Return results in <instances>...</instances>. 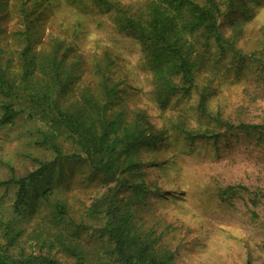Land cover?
<instances>
[{
    "label": "rangeland",
    "instance_id": "1",
    "mask_svg": "<svg viewBox=\"0 0 264 264\" xmlns=\"http://www.w3.org/2000/svg\"><path fill=\"white\" fill-rule=\"evenodd\" d=\"M115 1L128 14L140 17L151 0ZM217 1L226 7V0ZM114 14L92 0H0V57L9 73L17 76L14 102L20 110L12 123L0 127V180L33 170L37 160L54 159L56 153L47 141L57 145L61 155L78 152L65 131L30 109L20 77L23 34L28 29L32 35L29 49L36 61L50 53L55 41L60 42L62 64L71 71L57 94L62 107H77L86 95L103 103L97 67H107L109 83L115 86L109 114L121 111L126 122H143L149 129L148 122L156 133L153 142L140 143L132 155L140 163L138 173L119 176L124 179L119 195H131L133 188L127 182L145 184L141 198L131 200L135 224L142 231L152 230L159 244L174 251V264H264V198L256 192L260 188L264 195V128L245 131L236 127L240 122H264V69L249 57L264 61V0H235L222 20L223 34L245 58L238 60L211 40L198 39L194 86L186 94L166 99L141 43L118 26ZM30 70L32 85L36 80L40 86L47 82H42L38 66ZM202 92L205 111L197 105ZM216 116L233 127L222 126ZM178 127L221 134L186 139ZM60 160L61 165L57 162L34 192L46 189L49 200L65 202L74 220L100 225L102 219L88 218L85 211L108 194L115 182L93 172L85 159ZM236 184L250 192L220 193ZM4 189L0 187V202L8 207L13 188ZM251 198L258 200L254 203ZM251 211L256 213L253 218ZM46 213L44 205L40 206L30 223H25L21 241L33 234L34 223ZM92 238L93 232L80 230L73 241L85 252L101 250L102 241Z\"/></svg>",
    "mask_w": 264,
    "mask_h": 264
},
{
    "label": "trees",
    "instance_id": "2",
    "mask_svg": "<svg viewBox=\"0 0 264 264\" xmlns=\"http://www.w3.org/2000/svg\"><path fill=\"white\" fill-rule=\"evenodd\" d=\"M234 1L226 0V7L221 8L217 0H151L146 14L139 17L128 14L118 1L92 0L98 8L113 11L118 26L139 40L164 99L179 92L186 94L194 86L196 61L193 55L198 52L195 45L198 39L211 40L220 51H229L238 60L245 58L246 55L222 31V20ZM27 15L24 9V21L29 26ZM23 39L20 77L30 109L65 131L76 143L78 152L61 155L57 145L47 141L46 144L56 153L54 159L37 160L33 170L0 180V187L5 186L4 191L13 188L8 207L0 202V264H174V251L159 244L152 230L142 231L135 224L131 200L136 196L141 198L145 184L127 182V186L133 188L131 195H119V187L124 181L119 176L124 172L138 173L140 163L132 158L137 146L143 142L151 143L157 137L150 124L145 122L148 129L143 122L128 123L121 111L109 114L115 86L110 85L107 67L104 70L102 66L97 67V73L105 95L103 103L86 95L77 107H62L57 94L67 83L71 71L62 64L60 42L55 41L50 53L36 61L30 53L32 35L28 29ZM249 57L264 69V61L252 55ZM35 65L43 74L42 82L47 81L42 86L37 80L35 85L30 83V69ZM17 81V76L9 73L0 57V127L12 123L20 112L14 102ZM204 97L202 92L197 103L201 111H205ZM215 120L226 128L233 127V124L227 120L222 122L217 116ZM236 127L245 131L257 130L264 128V122H240ZM178 130L186 139L218 138L221 134L208 129L199 132L178 127ZM73 157L85 159L93 172L115 182L108 194L97 198L85 211L88 218L102 219L98 226L74 220L65 202L61 199L49 200L46 189L41 193L34 192L55 164L58 162V166L61 165L60 159ZM236 189L250 192L246 186L236 184L227 185L220 193L230 196L235 194ZM256 192L264 198L260 188ZM250 200L255 203L258 199ZM42 205L48 213L36 220L34 227L37 229L33 230V234L21 241L26 231L25 223H30V218ZM250 216L253 218L256 213L251 211ZM68 227L72 228L68 230ZM51 229L55 231L51 232ZM80 230L93 232V238L102 241L101 250L85 252L78 248L73 239ZM247 264L253 263L248 261Z\"/></svg>",
    "mask_w": 264,
    "mask_h": 264
}]
</instances>
